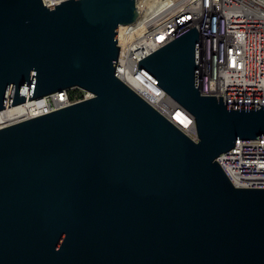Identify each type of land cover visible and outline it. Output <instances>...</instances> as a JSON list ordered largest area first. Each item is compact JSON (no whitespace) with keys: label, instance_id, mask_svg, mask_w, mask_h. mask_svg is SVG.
I'll return each instance as SVG.
<instances>
[{"label":"water","instance_id":"obj_1","mask_svg":"<svg viewBox=\"0 0 264 264\" xmlns=\"http://www.w3.org/2000/svg\"><path fill=\"white\" fill-rule=\"evenodd\" d=\"M140 0H0V110L93 96L0 128V264H264V187L218 157L264 138V104L200 90L196 26L139 60L197 139L116 75Z\"/></svg>","mask_w":264,"mask_h":264},{"label":"built area","instance_id":"obj_2","mask_svg":"<svg viewBox=\"0 0 264 264\" xmlns=\"http://www.w3.org/2000/svg\"><path fill=\"white\" fill-rule=\"evenodd\" d=\"M61 1L45 0L47 6ZM142 7L119 31L116 75L192 138L194 116L139 68V60L194 26L201 36V92L223 95L226 103L264 104V0H147ZM92 96L73 87L6 106L0 128ZM218 160L236 186L264 187V138L239 139Z\"/></svg>","mask_w":264,"mask_h":264},{"label":"bare ground","instance_id":"obj_3","mask_svg":"<svg viewBox=\"0 0 264 264\" xmlns=\"http://www.w3.org/2000/svg\"><path fill=\"white\" fill-rule=\"evenodd\" d=\"M147 0H142L140 3H139V8H138V10L135 12V13H133L132 15H131V17L133 16V15H135L136 13H138V12H140V11H142L143 10V7H142V4L143 3H145ZM147 16H148V14L146 13V12H144ZM126 26V24H123V25H121V31H123V29H124V27Z\"/></svg>","mask_w":264,"mask_h":264},{"label":"rangeland","instance_id":"obj_4","mask_svg":"<svg viewBox=\"0 0 264 264\" xmlns=\"http://www.w3.org/2000/svg\"><path fill=\"white\" fill-rule=\"evenodd\" d=\"M75 91H77V89H75Z\"/></svg>","mask_w":264,"mask_h":264}]
</instances>
